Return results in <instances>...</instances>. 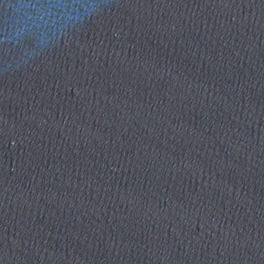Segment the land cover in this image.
<instances>
[{"label": "water", "instance_id": "obj_1", "mask_svg": "<svg viewBox=\"0 0 264 264\" xmlns=\"http://www.w3.org/2000/svg\"><path fill=\"white\" fill-rule=\"evenodd\" d=\"M0 264H264V0H0Z\"/></svg>", "mask_w": 264, "mask_h": 264}]
</instances>
